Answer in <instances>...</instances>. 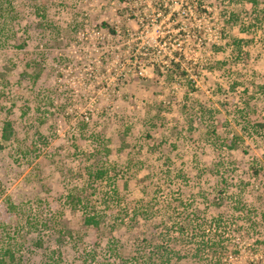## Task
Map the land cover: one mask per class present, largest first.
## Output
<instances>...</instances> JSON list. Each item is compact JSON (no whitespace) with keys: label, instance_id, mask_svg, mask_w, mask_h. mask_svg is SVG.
Wrapping results in <instances>:
<instances>
[{"label":"rangeland","instance_id":"1","mask_svg":"<svg viewBox=\"0 0 264 264\" xmlns=\"http://www.w3.org/2000/svg\"><path fill=\"white\" fill-rule=\"evenodd\" d=\"M195 1L0 0V129L14 125L0 151V257L40 264L49 248L63 264H129L157 231L140 215L149 184L185 204L168 208L174 237L171 222L224 193L220 210L242 221L224 233L240 250L226 263L259 264L244 230L264 235V0ZM102 166L114 181L87 187L85 169ZM70 194L89 200L96 228ZM180 245L184 261L156 264H207Z\"/></svg>","mask_w":264,"mask_h":264},{"label":"trees","instance_id":"2","mask_svg":"<svg viewBox=\"0 0 264 264\" xmlns=\"http://www.w3.org/2000/svg\"><path fill=\"white\" fill-rule=\"evenodd\" d=\"M202 1L203 0H196L194 2L195 9L201 7ZM251 1L254 3L256 2V0ZM105 27L107 29L108 34L112 36L117 35L114 29H110L107 26ZM15 36L16 33L14 34V37ZM223 52H225L224 47L220 48L221 55H223ZM176 67H178V65ZM154 70L159 71V66H156ZM254 125L260 129L264 127V123H257ZM13 134V123L9 120L4 122L0 129V139L2 141L0 142V151L4 149V145L2 143H7L11 139ZM107 143L109 144L108 140ZM85 172L88 179V183H86V186L89 188L94 187L96 185L94 183L103 181L107 177L112 181H114L115 179L109 178L108 175L111 173V171L104 166L96 168L90 167L87 168V170L85 169ZM138 185V189L141 188L144 192V199L142 200L143 207L142 212L140 213L141 218L148 223H153L154 221H156L157 224L154 225H156L155 227H157V231H153L149 239L144 238L141 240V246L138 249H142L143 254H138L139 257L133 255V257L130 258V261H128L129 264H156L157 262L169 263L172 261L173 258L178 259V262L184 261V257L182 256L184 254L182 253L185 252L181 249L180 243L182 244V246H194V248L191 249L190 256H192L198 262H205L207 264H227L231 258V252L235 254L240 253V250L237 246L235 247V250H232L234 249L232 247V244L224 241V239L228 237L226 236V234H224L226 233L225 231H227L230 225H234L235 222L238 220L237 218H232L228 214V212L226 213L227 209L226 211L225 209L224 211L220 210L222 205L225 204L228 199V197L225 196L224 193L217 192L216 196H211V198L207 196V198H204L202 200H206L211 205L208 206L209 211L206 214L199 216L198 218H196L195 214H190L189 222H187L185 225L176 221L171 222V226H169V228L172 231H175V233H177V236L174 237L170 234L171 231L167 230L165 226V224L167 223L166 220L170 219L169 217H167L169 215L168 208H171L172 211H175L176 209L178 210V207L185 204L179 199V197L175 198L173 196H170V201L164 198L163 200H160L158 196H155V189H149V184ZM150 191L154 195H149L148 193ZM68 199L69 205H71V207H81L84 216L83 222L86 226H92L95 228L98 226V216L91 210L92 208L90 206L89 200L84 199L83 196H73L72 194L68 196ZM237 204L239 206H236L235 210H237V212H240L239 210L243 211L245 206H243L241 202L240 204L239 202ZM8 209L10 211L17 212L18 215H20L21 213L19 207L12 204V202L8 204ZM191 211L195 213V210ZM238 221L242 223V221ZM54 222V218H52L51 220L47 218H44V220H40V224L42 223L41 225L48 228H51L50 225L51 223L54 224ZM238 225V229L236 228L235 231L240 232L242 229H244V227L242 226L243 224ZM249 225L250 229L244 230L247 236L254 237V242L251 244V246L248 247L250 250L249 255L254 258L259 257V264H263L264 238H262V236L264 235H262V231H255L254 224L251 223ZM187 230H190L189 233H185V231ZM57 233L58 237H60L62 234L68 232L59 230ZM156 234L159 236V239L155 242L154 239ZM227 235H229V233H227ZM176 239H178L179 241L178 244L176 243ZM194 242L196 243L195 245L193 244ZM33 244L35 246L41 247L44 243L43 241L36 239L34 240ZM248 244H250V242ZM147 247L150 248L146 249ZM16 261L17 259L15 258L14 252L10 250V248H4L0 257V264H16ZM40 264H63V262L60 258L59 251L51 250L49 252V248H47L46 256Z\"/></svg>","mask_w":264,"mask_h":264}]
</instances>
